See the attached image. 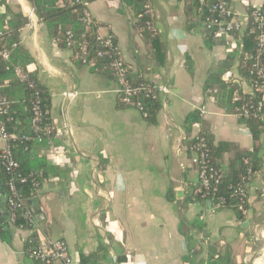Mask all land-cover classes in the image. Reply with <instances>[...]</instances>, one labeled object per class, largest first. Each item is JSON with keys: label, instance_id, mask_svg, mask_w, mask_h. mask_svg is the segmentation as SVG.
I'll return each instance as SVG.
<instances>
[{"label": "crops", "instance_id": "obj_1", "mask_svg": "<svg viewBox=\"0 0 264 264\" xmlns=\"http://www.w3.org/2000/svg\"><path fill=\"white\" fill-rule=\"evenodd\" d=\"M85 1L101 34L115 37L130 71L169 93L159 99L155 122H147L119 105L112 80L76 65L70 51L59 48L26 0H5L28 19L20 42L33 58L26 70H35L36 81L49 93V122L67 124L70 131L54 140L56 148L34 145L30 151L46 175L28 200L39 235L64 241L75 260L97 254L100 264H209L223 253L231 264H264V134L258 142L260 173L250 183L243 220L231 210L206 214L203 203L187 201L198 179L194 169H182L188 158L180 150L196 130L214 146H230L219 160L223 171L236 152L257 144L247 125L204 90L209 72L226 59L225 41L209 46L197 26L187 30L182 2L150 0L166 49L160 66L149 58L129 6L122 0ZM229 3L244 14L264 0ZM226 71L218 73L219 80ZM71 93L75 96L67 97ZM201 108L199 127L192 125L187 137L185 119ZM28 238L27 231L12 229L8 240L0 241V264H41L24 253ZM101 243L105 251L99 253Z\"/></svg>", "mask_w": 264, "mask_h": 264}, {"label": "built area", "instance_id": "obj_2", "mask_svg": "<svg viewBox=\"0 0 264 264\" xmlns=\"http://www.w3.org/2000/svg\"><path fill=\"white\" fill-rule=\"evenodd\" d=\"M82 4L84 9L81 17L82 24L88 27H94L96 31V40L106 49L105 55L111 58L109 69L112 72L116 84V92L120 103L128 108L138 111L143 118H147L144 100H159L162 95H167V87L158 86L155 83L145 82L134 84L129 77L130 66L122 56L116 39L111 34H101L100 26L92 18L85 0H76ZM199 13L206 4L205 0H197ZM211 13L204 21V31L213 36V38H223L225 47L230 51L237 53L236 64L227 70L221 77V81L234 88L231 94L232 103L239 104L235 109V116L240 121L259 119L264 123V64L262 56L264 55V5L252 8L244 14L235 12L230 6L229 0H214V4L209 7ZM146 13L154 17L150 5L146 6ZM155 18V17H154ZM248 33L252 37L253 51H245V44L242 40L243 34ZM66 49L70 51L71 56L76 61L87 63L88 44L78 40L76 35L67 31L64 37ZM104 53L100 52L99 57ZM10 56L9 49L1 42L0 31V58L7 60ZM91 64H88L90 66ZM87 66V67H88ZM15 73L21 83L27 84L30 89H35V80L30 78L26 69L17 68ZM216 94V90L212 91ZM75 93L67 94V97H74ZM34 101L32 102V119L30 122L31 132L18 136L15 130L9 131L6 117L10 112V103L5 97L0 96V169L6 173L8 197L7 214L8 226H15L16 220L22 218L28 228L22 224L15 226L18 230H25L29 233V238L37 237V244L32 250H27V256L35 262L48 264L52 262H61L63 264H80L78 260L71 258L67 244L62 240L49 241L39 235L36 227L35 216L26 206L22 195L17 189V182L20 184L31 181L35 189L40 185L33 174L22 177L18 174L20 168L19 162L14 157L13 143H34V145H47L54 147V140L69 135V126H53L45 119V112L41 110L39 93L34 92ZM200 116L205 114L203 108L199 109ZM199 127L198 124L193 125ZM264 134V133H263ZM193 142L190 146H185L180 150L183 156L188 160L181 166L182 169H194L197 174V185L195 194L198 195V202L205 205L206 214H216L221 211L226 201L219 194V186L224 173L221 167H215L209 153L208 140L201 132L196 130L190 137ZM27 149V147H26ZM189 154V155H188ZM260 171L252 172L247 170L248 179L258 176ZM251 183V182H250ZM250 183L243 179V183L237 184L233 189L232 199L236 200V210L246 216L248 212V190ZM3 231V224L0 217V233ZM28 238V239H29Z\"/></svg>", "mask_w": 264, "mask_h": 264}, {"label": "trees", "instance_id": "obj_3", "mask_svg": "<svg viewBox=\"0 0 264 264\" xmlns=\"http://www.w3.org/2000/svg\"><path fill=\"white\" fill-rule=\"evenodd\" d=\"M36 15L40 23L45 24L49 36L59 46V48L66 49L64 44V37L67 31L73 32L78 40L84 39L88 44V57L87 63L81 61L72 60L78 66H88L92 73L101 75L105 78L112 80V72L109 69L111 58L105 55L106 49L96 40V31L94 27L86 28L82 22L81 17L83 13V5L76 2V0H26ZM127 6H129L134 14L136 27L139 31L141 39L147 48L149 58L155 61L157 64L162 66L165 63L166 49L163 44L160 33L156 28V21L154 17H150L146 13V6L150 4V0H122ZM183 3L185 26L187 30L193 29L195 26L201 30V34L206 44L209 46H215L224 43L223 38H213L210 34L204 31V21L206 17L210 16L209 7L214 4V0H205L206 4L202 9V13H199L197 0H178ZM0 5L4 7V12L0 14V31H1V42L9 49L10 56L7 60L0 58V96L5 97L10 103V112L6 117L7 127L9 131L15 130L18 136H22L25 133L31 132L30 122L32 119V102L34 101V92L38 91L40 107L45 112V119L49 121V110H50V96L46 88L42 87L36 81V71L30 72V78L35 80V89H30L27 84L21 83L15 73V70L19 68L26 69L27 66L33 63V58L29 55L26 48L20 42V34L22 30L27 26L28 19L21 13L12 12L10 7L5 3V0H0ZM250 8L248 11H251ZM242 40L245 44V51L251 53L253 51L252 37L246 32L243 34ZM67 50V49H66ZM103 52V57H99L98 54ZM237 53L230 51L227 53L224 62L220 63L219 66L211 70L208 75V79L205 83L204 90L207 89L213 91L215 101L226 109L230 114L235 113V109L239 104L232 103L230 95L233 93L234 88L230 85L225 84L218 79V73L228 70L236 62ZM262 63L264 64V55L262 56ZM129 77L134 84L145 83L143 79L134 75L131 71ZM145 109L147 112V118L145 119L149 123H154L157 113L161 106L159 100H144ZM118 103L121 107L118 96ZM201 121V116L198 111L190 113L184 122L185 134L188 137L190 135L191 126L198 124ZM245 123L251 133L252 139L256 145H254L251 151H239L233 156L230 165L226 168V172L223 171L224 176L219 186V195L222 196L226 204L222 210L233 211L238 219L243 220L245 217L242 216L235 207L237 203L235 199H232L233 189L239 184L243 183L245 179L248 183L251 179H248L247 170L250 168L251 171H260L261 159L259 157L260 146L258 142L261 135L264 133V123L259 119H251L248 121H241ZM208 140L209 153L212 159V163L215 167H221L219 160L221 154L230 149L227 144L213 145L211 137L205 132H201ZM13 152L15 159L19 162L20 168L18 174L22 177L33 174L40 187L45 179V172L41 166L37 167L31 157V149L34 143H21L20 141L12 142ZM193 142L188 141L187 146L192 145ZM27 147V149H26ZM8 177L4 170L0 169V217L1 223L3 224V231L0 233V241H7L12 229H16L15 226L22 224L24 228H28L22 218L16 220L15 226H8V214H7V203L8 197L7 188ZM39 189H35L31 181H27L24 184L17 182V189L19 190L26 206H28V200L34 198ZM195 189L187 197V201L195 202L198 201L199 197L195 194ZM170 195V193H169ZM168 195V200H171ZM197 230L202 229L201 222H194L192 224ZM191 243V240L187 238ZM37 244V237L32 236L25 243L24 253L27 256V250H32ZM105 251V247L99 246L98 252L102 253ZM80 264H100L101 258H98L97 254L81 255L79 257ZM209 264H231L230 255L223 253L219 256L212 257Z\"/></svg>", "mask_w": 264, "mask_h": 264}]
</instances>
